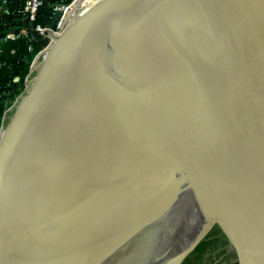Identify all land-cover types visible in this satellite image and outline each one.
Here are the masks:
<instances>
[{"label": "water", "instance_id": "obj_1", "mask_svg": "<svg viewBox=\"0 0 264 264\" xmlns=\"http://www.w3.org/2000/svg\"><path fill=\"white\" fill-rule=\"evenodd\" d=\"M216 226L264 264V0H98L0 132V264H183Z\"/></svg>", "mask_w": 264, "mask_h": 264}, {"label": "built area", "instance_id": "obj_2", "mask_svg": "<svg viewBox=\"0 0 264 264\" xmlns=\"http://www.w3.org/2000/svg\"><path fill=\"white\" fill-rule=\"evenodd\" d=\"M78 0H52L51 3H48L47 0H19L20 5L17 10V14L21 17V21L27 20V22L31 21L33 22L32 29L36 33L39 40L47 39L49 41L48 45L45 47H41L40 49H35L33 47L34 41L30 35L29 32V26H23V24L17 28L12 29L11 31H8L4 37L0 39V47L8 42H14L17 44V47L22 43L23 47L25 49V53L28 55L26 58L29 59L31 57V54H33L34 51H38L41 55V63L43 59L45 58L48 48L51 44L55 42V39L59 37L62 32L64 31L65 27L71 23V21L77 16L84 13L87 9H89L93 4H95V1L93 3L92 0H90V3L87 8L84 7L86 4L84 0L81 2V5L79 8H75V4ZM8 2L9 0H0V13L1 14H7L8 13ZM45 3L49 5V10L46 9V14L41 16L40 11L43 7L46 8ZM57 20L55 21L54 26L51 28L49 27L53 17L55 15H58ZM43 17L42 22H38L40 18ZM5 26H7L4 23ZM39 46V45H38ZM1 60V58H0ZM39 63V64H41ZM0 67L8 69L9 73L11 72V68L7 66L5 63L0 62ZM39 66L35 67L28 76L26 75L25 78L20 77H11L10 82L17 84L22 83L23 85V91L18 95V97L15 99L13 103L18 102L20 97L22 98L24 93H27L29 86L34 78L35 72L38 69ZM9 82L6 84V87L9 86ZM23 95V96H22ZM12 103V104H13ZM15 107V105L13 106ZM11 113V112H10ZM1 119H4V121L7 119V114L3 113V116Z\"/></svg>", "mask_w": 264, "mask_h": 264}, {"label": "trees", "instance_id": "obj_3", "mask_svg": "<svg viewBox=\"0 0 264 264\" xmlns=\"http://www.w3.org/2000/svg\"><path fill=\"white\" fill-rule=\"evenodd\" d=\"M52 0H47L48 3H51ZM68 2L71 0H67ZM20 2L19 0H9L8 2V13L1 14L0 13V39L4 37V35L11 31L12 29H17L22 25L21 17L17 14V10L19 8ZM41 16L44 17L46 14V8L43 7L40 11ZM43 17L38 20V22L43 21ZM4 23L7 25L5 26ZM35 49H40L41 47L37 44H33ZM22 57V59H21ZM28 55L25 53V49L23 44L21 43L17 49L15 50L14 56L10 59L3 60L1 59V63H5L7 66L11 68V72L7 75V83L9 82V86L0 89V119L3 116V112L6 108V105L12 104L18 95L23 91L22 83H11V77H20L24 78V72L26 70V58ZM30 58V57H29Z\"/></svg>", "mask_w": 264, "mask_h": 264}, {"label": "rangeland", "instance_id": "obj_4", "mask_svg": "<svg viewBox=\"0 0 264 264\" xmlns=\"http://www.w3.org/2000/svg\"><path fill=\"white\" fill-rule=\"evenodd\" d=\"M24 93L23 95H25ZM22 95V96H23ZM21 99V97H20ZM16 103L6 105L4 114L7 119ZM4 119H1L3 123ZM183 264H237L236 254L229 243V240L220 226H216L207 238L190 254Z\"/></svg>", "mask_w": 264, "mask_h": 264}, {"label": "crops", "instance_id": "obj_5", "mask_svg": "<svg viewBox=\"0 0 264 264\" xmlns=\"http://www.w3.org/2000/svg\"><path fill=\"white\" fill-rule=\"evenodd\" d=\"M17 49V44L14 42H8L3 44L0 47V58L3 60L10 59L14 56L15 50ZM42 55L38 51H34L33 54H31V57L26 60V70L24 72L23 77L35 69V67L40 66L39 63H41ZM9 74V70L0 67V89L6 87L7 84V75ZM11 115V114H10ZM9 119V118H8ZM8 120L1 122L0 119V132L3 130L4 126L6 125Z\"/></svg>", "mask_w": 264, "mask_h": 264}, {"label": "flooded vegetation", "instance_id": "obj_6", "mask_svg": "<svg viewBox=\"0 0 264 264\" xmlns=\"http://www.w3.org/2000/svg\"><path fill=\"white\" fill-rule=\"evenodd\" d=\"M137 247L129 248L126 252H124L123 254H120L119 257L114 262H112L110 264H120L121 262L123 263V261L125 260L126 257H129L132 253H138L139 252V248H137Z\"/></svg>", "mask_w": 264, "mask_h": 264}, {"label": "bare ground", "instance_id": "obj_7", "mask_svg": "<svg viewBox=\"0 0 264 264\" xmlns=\"http://www.w3.org/2000/svg\"><path fill=\"white\" fill-rule=\"evenodd\" d=\"M94 1H95V3H96L98 0H92L91 3H93ZM84 2L86 3V4L84 5L85 8H87V6H88L89 4H91V3H90V0H84Z\"/></svg>", "mask_w": 264, "mask_h": 264}]
</instances>
